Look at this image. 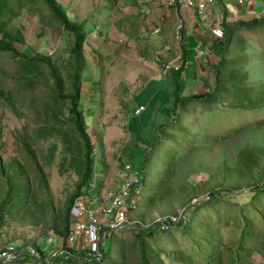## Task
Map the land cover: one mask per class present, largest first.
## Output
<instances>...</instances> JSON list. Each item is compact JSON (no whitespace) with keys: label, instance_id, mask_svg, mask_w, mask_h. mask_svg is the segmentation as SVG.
I'll list each match as a JSON object with an SVG mask.
<instances>
[{"label":"rangeland","instance_id":"1","mask_svg":"<svg viewBox=\"0 0 264 264\" xmlns=\"http://www.w3.org/2000/svg\"><path fill=\"white\" fill-rule=\"evenodd\" d=\"M59 1L70 17L86 19L85 67L79 83V104L96 151L97 194L103 196V202L112 195L111 192L125 175L122 163L126 162L145 172L147 187L154 189V196L161 193L158 190L159 180L165 186L162 190L166 191L152 199L154 206L149 209H143L140 203L133 208L136 217L143 216L146 220L128 214L127 225L114 233L108 231L105 252L116 250L117 239L128 235V229L134 231L136 221L140 220L142 226L149 221L155 231L154 237L162 234L166 238V241L153 243L166 264H207L215 246L227 245L238 237L243 215H233L232 218L223 212L218 214L212 207H189L186 222L195 225L199 238L182 227L162 230L157 222L152 221L157 216L186 211L193 197L206 196L212 187L232 186L235 192H241L259 182L264 165V25L241 27L235 31L229 46L230 54L223 57L216 51L220 38L217 36L221 33L213 31L218 25L215 15L222 9L219 2L214 0L206 6L203 14L196 13L198 18L207 20L210 36L207 43L201 40L202 47L192 50L199 55L198 60L203 59L204 66L198 61L197 64L196 60L189 63L182 55L189 67L185 84L198 83L202 92L209 90L210 93H217L213 102L195 99L183 109L180 104H174L175 87L172 81V76H178L181 82L182 75L171 74L175 70L162 71L165 57L159 50L162 39L172 27L171 19H167L164 28L157 31L155 28L160 23L146 21L147 14L143 13V7L137 8V0L133 3L132 0H116L114 3L111 0ZM231 1L226 2L230 9L227 17L230 23L239 18L264 16V0ZM7 2L14 13L6 12L4 18L8 20V25L19 29L23 35L22 41L14 42L20 52L29 55L38 50L51 52L56 65L62 62L61 55L68 58L63 51L69 34L55 23V19L41 22L40 13L43 14L42 19H48L47 9L40 11L27 0ZM161 3L167 7L165 0ZM168 11H171L170 8ZM156 12L152 8L150 13ZM234 40L238 50L233 49ZM21 58V55L11 56L8 51L0 52V89L3 91V94L0 93V164L6 166L2 168L4 173H0V200L6 192L8 178H27L31 193L30 202L25 207L28 206L34 220L30 221L20 209H16L14 216H7L0 224V248L9 242L23 245L22 239L33 240L36 237H40V245H46L43 236L52 233L51 211L63 207L78 179L69 163L61 165L65 154V142L61 135L48 133L45 137L38 136L39 130L50 128L45 118L50 116L51 111L45 108V103L59 109L58 118L66 119L65 123H60L61 128L72 132V124L67 121L68 105L56 100V90L51 96L53 83L47 77L45 65L40 66L34 86L22 82L18 76ZM219 58H223L224 64L219 69L222 78L216 83L211 64ZM65 84L67 86L68 79ZM257 90L260 93L257 94ZM186 93L179 88V94L184 96ZM250 98L254 101H249ZM251 102L254 107H247ZM137 103L146 107L140 114L135 111ZM257 120H260L258 127L251 125ZM170 121L171 124L167 125ZM235 128L239 129L228 137L214 139L216 134ZM26 141L30 144H26L25 149ZM53 142L57 147L49 153L52 150L49 145ZM252 145L260 147L263 154L255 161V168L253 165L250 169L243 160L245 153L240 156L237 153L239 148ZM142 157L149 159L145 165L141 162ZM13 159L22 168L15 170L7 166ZM36 164L43 170L42 177L47 188L38 182L40 175ZM141 190L142 186L137 198ZM201 198L207 200L206 197ZM242 198L246 200L248 195L240 193L235 196L239 202ZM246 216L255 222L258 220L250 212ZM255 234L259 237L246 239V245L251 249L249 259L264 261V252L253 248L258 243L257 239L263 236L261 223L260 228L255 227Z\"/></svg>","mask_w":264,"mask_h":264},{"label":"trees","instance_id":"2","mask_svg":"<svg viewBox=\"0 0 264 264\" xmlns=\"http://www.w3.org/2000/svg\"><path fill=\"white\" fill-rule=\"evenodd\" d=\"M27 1L32 2L34 8L38 7L40 11H42V9L48 10L49 15L47 16V20L42 19L43 14L40 13L42 20L41 22L48 23L55 19V23L62 27L69 34V40L66 41V49L63 51V54H68V58L61 55L60 57L62 62L56 65L52 60L53 54L51 52L47 53L46 51L43 52L38 50L33 51V54L31 55L20 52L14 45V42L22 41L23 35L19 29L8 25V20L4 18L6 12H9V14L14 13L12 7L8 6L7 0H0V52L8 51L13 57H19L20 55L22 56V58L19 60L20 70L18 76L22 82L28 83L31 86L35 85V77L39 75L40 66H46L45 72L48 74L47 77L51 79L53 83L50 88L51 96L53 97V93L56 90V100L58 99V101L63 105H68L69 116L67 121L72 124V132L71 130L67 131L61 128L60 123H65L66 119L60 120L58 118L59 109H57L55 106H52L50 103H45V108H48L51 111L50 116H46L45 118L46 122L50 123V128H44L46 129L44 131L39 130L38 136L45 137L48 135V133H58L61 135L63 142H65V154L62 156L61 165L69 163L74 168L78 179L73 190L67 196L63 207L58 211H51L52 241L46 242L45 240L49 233L43 236V240L46 245H40L38 243L40 237H36L33 240L22 239L21 241L23 242V245L19 244V246H17V249L15 250V257L10 259L11 261L0 257V264H166L162 256H160V251L156 250L153 245V243L158 240L166 241V238L162 234L154 237L155 231L152 227V224H150L151 222H144V225L146 226L140 225V220H146V218L143 216L136 217L133 212V208L139 203L143 205V209H149V207L154 206V201L152 199L154 198L155 200L157 196H162V194L166 192L162 190V188L165 186H163L161 180H159L158 190L161 191V193L154 196L155 191L153 188L150 189L147 187V182L145 181V172L142 170V179L139 185V191L142 186L141 195L139 198H137L136 204L131 206L127 211V215L133 214L132 216L140 220L136 221V224H133L135 226L134 231L126 229L130 233L126 236H120L117 239L115 245L117 249L114 251L110 249L108 253H106L104 250L101 258H90L85 256L83 249H73L66 247V237L71 226L70 207L77 197H83L86 193H88L90 182L92 179H94L95 175L94 162L96 151L94 150L92 139L86 130L87 124L85 122L83 108L79 104V83L80 79L82 78V71L85 67L83 47L86 43L87 35L86 19H76L70 17L66 8L59 0ZM215 1L219 2L221 8L223 9V22L221 23L222 35L217 36L220 38L216 44V51L219 55L224 57L225 54H230L229 46L233 35L236 34L235 31L239 30L241 27L249 28L264 25V16H252L248 19L239 18L230 23L227 21L230 9L226 5V2L231 0H224V2L222 0ZM111 2L114 3L116 0H111ZM38 25H40V23ZM236 43L237 41H235L233 45L234 50H238V48H236L238 47ZM180 46L182 49V55L184 58H186V53L188 50L185 42L183 43V33ZM241 50L243 51L244 48ZM223 62V58H219L215 64H211V71L216 83H218L220 81L219 79L222 78L219 73V69L223 67ZM173 73L182 75L181 82L178 76H172V81L175 87L174 104H180L183 109H186L187 105L195 99H201L203 102L214 101V96L217 92L210 93L209 90L198 92L194 85L185 84L188 75V67L171 71V74ZM66 79H68L67 86L65 84ZM206 79L207 77H205V80ZM205 80L203 79V83ZM180 87L181 89L183 88L187 91L186 95L183 96L179 94ZM248 87L250 89L253 88L252 85H248ZM256 92L257 94L260 93L259 90ZM0 93L3 94L2 89H0ZM252 96L253 94L250 95V97ZM249 101H254V98H250ZM253 104L254 103L251 102L247 105V107H254ZM140 105H142V109H140L137 114H140L146 108L142 103L135 104V107L138 108ZM172 121L168 122L167 125H170ZM259 121L260 120L254 121L251 125L258 127ZM238 129L239 128H235L234 130L227 131L225 133L216 134L214 139H219L218 137H221L222 139L226 138L229 136L228 134L237 131ZM26 144L29 145V141L25 142V149L27 148ZM49 146H51L49 148L52 149L49 151V153H53L57 147L56 143L53 142ZM246 146L247 145H245V147ZM245 147L239 148L237 154L240 156L242 153H245V156L243 157L245 164L250 169L253 165L255 168V161L261 158L263 152L261 151V148L257 146L252 145V147L249 148ZM29 155L32 157V154ZM33 161L35 162L34 159ZM142 161L145 165L149 159H144V157H142L141 162ZM122 165V168L124 169V164L122 163ZM7 166H10L15 170L22 168L17 160L14 159L10 161ZM4 167L6 166L0 164V173H4L2 170ZM36 171L40 175L38 182L41 186L46 187L42 177L43 170L39 164H36ZM101 174L102 173H98L97 175ZM7 182L6 192L0 200V224L6 219L7 216H12L16 212V209H20L23 212V215H26L30 221H33L34 218L30 213L31 211L29 210L28 206L25 207V205L29 204L30 202L29 194L31 193V186L29 180L27 178H20L19 176H11L7 179ZM249 186L252 187L241 192H235L233 190L235 188L232 186L219 188L212 187V189L209 191L207 200L199 202L194 206L196 208L201 206H206L205 208L212 207L211 209L216 210L218 214L223 212L232 218L233 215H243V224L241 227H239L240 232L238 237L227 245L219 244L218 246H215L212 249L214 254L213 256L209 257L207 264H264V261L258 262L249 259L251 249L246 245L247 238L255 236L259 237L258 234H255V227L258 226L260 228L261 223L263 225V236L257 239L258 243L253 248L258 251L262 250L264 252V219H262L264 216V165L261 170L259 182ZM240 193H246L248 195V199L243 200L242 198L240 202L235 200V196L238 194L240 195ZM257 199L261 200V202L257 201ZM231 210H233V212ZM248 212L256 216L254 217L255 220L258 218L257 222L253 221V218H248L246 216V213ZM40 216L43 218L42 213H40ZM186 221L184 223L183 221H179L178 224H175L172 227H182L184 231L188 233L191 231L199 238L200 234L194 229L195 225ZM115 230L116 229H109L108 231H110V233H114ZM108 231L106 233V237ZM27 242H30L28 244H30V246L40 253L41 260L37 259L29 252L27 248ZM4 245L2 247H4ZM63 247L66 250L59 252L55 256L51 255V251L53 249H60Z\"/></svg>","mask_w":264,"mask_h":264},{"label":"built area","instance_id":"3","mask_svg":"<svg viewBox=\"0 0 264 264\" xmlns=\"http://www.w3.org/2000/svg\"><path fill=\"white\" fill-rule=\"evenodd\" d=\"M167 6H174L176 2L181 4L193 12L203 14L206 6L213 3L214 0H165ZM218 23L217 27L213 28L214 32H220L222 35L223 14L218 11L215 15ZM184 20L179 16L173 28V43L166 46L169 55L163 63V71L178 70L179 68H187L188 63L182 59V30ZM219 35V36H221ZM142 109L140 105L135 111L136 113ZM125 175L119 184L117 190L112 194L110 202L99 208H88L87 200L84 197H77L70 207L71 226L66 237V247L73 249H83L85 256L101 258L105 250L106 233L109 229H118L127 225V211L131 206H134L137 201L139 185L142 179V172L134 168L130 163L124 164ZM208 198L206 196H201ZM193 197L186 211L181 213H171L168 215L157 216L152 222H157L162 230H168L179 221L186 220L187 209L194 207L197 203L202 202L205 198ZM98 212L101 215H98ZM46 242L52 241V233L46 236ZM51 240V241H50ZM75 247H73V246ZM27 248L31 254L41 260L40 253L35 250L30 244ZM17 245L15 242H9L8 245L0 248V257L5 260H10L15 257ZM66 250L56 248L51 251V255L55 256L59 252ZM47 261V260H46Z\"/></svg>","mask_w":264,"mask_h":264},{"label":"crops","instance_id":"4","mask_svg":"<svg viewBox=\"0 0 264 264\" xmlns=\"http://www.w3.org/2000/svg\"><path fill=\"white\" fill-rule=\"evenodd\" d=\"M137 1L139 2V5L137 4V8L141 9V7H143V9L145 11L143 13L147 14L146 15V17H147L146 21H148V22L151 21L150 23H152V24L153 23L156 24L158 22L160 23L155 28V30H157V31L162 30L164 28L163 25L165 24L167 19H171L173 21L172 27H170V30H169V34H167L162 39L161 45L159 46V50L162 52V54L165 57V58L163 57L164 59L162 62V68H163L164 60L166 59V56L168 55V51L166 50V46L168 44L173 43V28H174V24H175V22L179 16H181L184 20L182 33H183V43L185 42L187 50H188V52L186 53V58L189 61V63L193 62V60H196L197 64L199 62V64L201 66L202 65L204 66V64L202 63L203 59H202V61L200 59L198 60L197 59L198 54H195L192 50H196L197 47H202V43H201L202 41L207 43L208 38L210 36V28H209V24H208L207 20H202V19L198 18L196 12H193L191 9H188L184 6H181V4H179V3H177V5H174V6H167L166 7V6H164L163 3H161V2H163V0H142V1L137 0ZM133 2H136V0L135 1L132 0L131 3H133ZM152 8L157 10V12H156L157 14L156 13H150L152 11ZM168 8H170L171 11H168ZM211 47L212 46H209L208 48H211ZM210 55H211V53H210ZM201 58H202V56H201ZM195 68H196V66L192 68L193 73L195 71ZM188 69H189V67H188ZM205 77H206V75H205ZM197 85H198V83L194 86H197ZM200 89L201 88L200 87L198 88V86H197V91ZM200 91H202V90H200ZM122 171L124 172L123 168H122ZM123 177H122V179H123ZM122 179H121V181H122ZM121 181H120V183H121ZM96 182H98V181H97L96 176L94 175V179H92V181L90 182V186L88 188V193H86L83 196L87 200L88 208H94V209L99 208L100 206H102L106 203H109L111 196H112V195L110 197L108 196V198L103 202L101 199V197H103V196H99L97 194L98 192H97ZM120 183L117 184L115 190L113 192H111V194H113L117 190ZM98 215H101V214L98 212ZM70 220H71V218H70Z\"/></svg>","mask_w":264,"mask_h":264},{"label":"clouds","instance_id":"5","mask_svg":"<svg viewBox=\"0 0 264 264\" xmlns=\"http://www.w3.org/2000/svg\"><path fill=\"white\" fill-rule=\"evenodd\" d=\"M219 11H221V10H219ZM222 12V11H221ZM186 221V220H185Z\"/></svg>","mask_w":264,"mask_h":264}]
</instances>
